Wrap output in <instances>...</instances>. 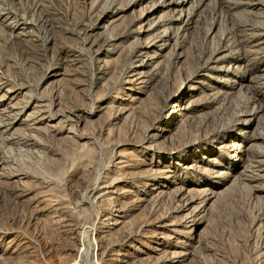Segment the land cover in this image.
<instances>
[{
	"label": "rangeland",
	"instance_id": "rangeland-1",
	"mask_svg": "<svg viewBox=\"0 0 264 264\" xmlns=\"http://www.w3.org/2000/svg\"><path fill=\"white\" fill-rule=\"evenodd\" d=\"M0 264H264V0H0Z\"/></svg>",
	"mask_w": 264,
	"mask_h": 264
},
{
	"label": "bare ground",
	"instance_id": "bare-ground-1",
	"mask_svg": "<svg viewBox=\"0 0 264 264\" xmlns=\"http://www.w3.org/2000/svg\"><path fill=\"white\" fill-rule=\"evenodd\" d=\"M102 178H101V175L93 182V183H91L89 186H88V192H87V195H86V197H88L89 195H91L92 193H94V192H96V190H98V188H99V182L100 181H102L101 180ZM105 181V180H104ZM110 186H112L110 183H103V185H101L100 187L101 188H103V189H105V192L104 193H106L108 190H109V188H110ZM104 193H102L101 194V196L104 194ZM89 194V195H88ZM128 237V236H127Z\"/></svg>",
	"mask_w": 264,
	"mask_h": 264
}]
</instances>
